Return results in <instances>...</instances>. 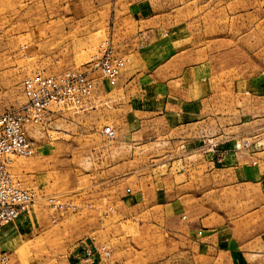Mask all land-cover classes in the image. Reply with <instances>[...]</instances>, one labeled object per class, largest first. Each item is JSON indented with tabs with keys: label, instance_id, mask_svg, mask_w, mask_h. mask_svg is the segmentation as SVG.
Listing matches in <instances>:
<instances>
[{
	"label": "rangeland",
	"instance_id": "1",
	"mask_svg": "<svg viewBox=\"0 0 264 264\" xmlns=\"http://www.w3.org/2000/svg\"><path fill=\"white\" fill-rule=\"evenodd\" d=\"M157 23L202 45V59L215 62L217 55L223 75L228 71L247 77L264 71V0H0V114L26 103L27 76L86 70L105 49L125 62L117 41L122 47L128 36L134 41V34L144 44V35ZM98 77L104 78L101 73ZM222 88L230 90L229 85ZM82 109L56 108L59 117L52 118V113L49 121L28 125L36 152L12 156L8 168L22 187L37 193V200L29 213L1 228L0 252L13 264H63L87 240L82 246H93L94 254H104L106 246L107 258L130 256V264H230L224 254L213 251L210 255L216 258L206 259L208 249L202 244L198 248L205 214L197 159L169 163L164 148L163 160L151 164L146 148L136 175L110 177L108 167L118 158L112 146L120 133L103 116V129L110 126L114 136L99 132L95 137L78 129ZM151 119L143 115L144 122ZM150 137L151 131H143V139ZM184 188H191V210L169 211V200ZM151 202L164 206L153 214L154 227L149 226V211H143ZM227 204L222 212L229 221ZM182 235H190L191 241L182 242Z\"/></svg>",
	"mask_w": 264,
	"mask_h": 264
},
{
	"label": "crops",
	"instance_id": "2",
	"mask_svg": "<svg viewBox=\"0 0 264 264\" xmlns=\"http://www.w3.org/2000/svg\"><path fill=\"white\" fill-rule=\"evenodd\" d=\"M175 32L174 27L157 23L144 35V44L134 34V41L128 36L122 47L117 41L125 57L119 76L112 82L99 78V70L91 72L97 83L75 125L97 137L105 133L102 119L116 124L120 135L112 147L117 148L118 158L117 166L108 167L110 177L136 175V164L143 161L146 148L151 164L163 160L164 148L169 163L189 164L197 159L205 214L197 243L199 249L201 244L208 249L204 258L224 254L230 264H264V71L247 77L231 76L228 71L223 75L217 55L215 62L202 59V45L191 44L187 34ZM224 85L230 90L223 91ZM56 112L54 107L49 119L52 113V118L59 117L61 112ZM147 114L152 117L149 123L143 121ZM145 130L151 131L148 139L142 138ZM191 195V188L174 194L169 211L191 210ZM224 203L230 205L229 221L222 212ZM150 204L143 211H149V226H158L153 214L164 206ZM129 220L142 225L135 216ZM182 236V242L191 241L190 235ZM85 241L63 264H130V256L113 260L99 252L86 260ZM213 251L215 256L210 255ZM197 254L201 261L202 251Z\"/></svg>",
	"mask_w": 264,
	"mask_h": 264
},
{
	"label": "built area",
	"instance_id": "3",
	"mask_svg": "<svg viewBox=\"0 0 264 264\" xmlns=\"http://www.w3.org/2000/svg\"><path fill=\"white\" fill-rule=\"evenodd\" d=\"M123 58L105 49L102 55L92 62L90 69H68L58 73L36 72L23 80L26 103L0 114V230L22 214L28 213L37 200V193L24 188L16 181L8 168L12 156H31L36 152V143L27 135L28 125L49 121L53 108H84L85 101L93 93L97 80L91 75L99 70L101 75L115 81L123 65ZM109 136L115 132L104 128ZM54 202V198H49ZM93 246L86 245L82 251L86 260L94 255ZM103 255L110 251L102 247ZM0 264H13L6 252H0Z\"/></svg>",
	"mask_w": 264,
	"mask_h": 264
}]
</instances>
